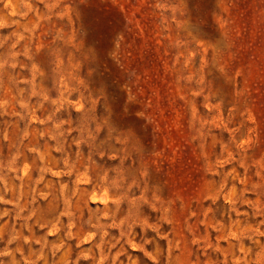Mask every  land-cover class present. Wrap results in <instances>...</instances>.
I'll return each mask as SVG.
<instances>
[{"label": "rangeland", "instance_id": "374dc122", "mask_svg": "<svg viewBox=\"0 0 264 264\" xmlns=\"http://www.w3.org/2000/svg\"><path fill=\"white\" fill-rule=\"evenodd\" d=\"M0 264H264V0H0Z\"/></svg>", "mask_w": 264, "mask_h": 264}]
</instances>
